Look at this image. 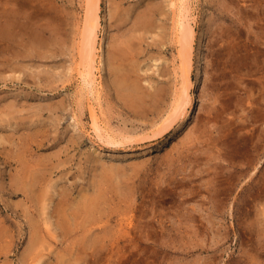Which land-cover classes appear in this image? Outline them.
I'll return each mask as SVG.
<instances>
[{
	"label": "rangeland",
	"instance_id": "1",
	"mask_svg": "<svg viewBox=\"0 0 264 264\" xmlns=\"http://www.w3.org/2000/svg\"><path fill=\"white\" fill-rule=\"evenodd\" d=\"M85 1L40 0L51 8L49 35L62 39L48 57L8 56L0 39V264L31 263L33 224L44 230L40 264H264V0H189L193 104L158 136L185 91L173 0H100L93 103L105 129L131 137L120 146L97 138L72 69ZM154 3L161 11L142 26ZM3 11L0 0V27ZM129 73L142 95L134 104L121 86ZM25 171L55 183L47 220L43 183L33 203L11 192ZM92 196L100 202L86 218ZM60 217L80 227L64 235Z\"/></svg>",
	"mask_w": 264,
	"mask_h": 264
},
{
	"label": "bare ground",
	"instance_id": "2",
	"mask_svg": "<svg viewBox=\"0 0 264 264\" xmlns=\"http://www.w3.org/2000/svg\"><path fill=\"white\" fill-rule=\"evenodd\" d=\"M36 1H38V3H35ZM188 2L189 0H173L175 7V19L173 24L175 35L174 40L178 48L177 58L179 60L180 65L178 67L180 69L178 70H180V73L182 71L181 76L184 79L185 83V91L184 94H182L184 96L182 97V99H178V101L180 100V102L177 105H174L172 110L170 109L171 112L167 114L162 121H160V127L158 126V124L157 127L159 128L157 129V131H155V133H153L152 136H158L162 134L164 131L169 129V127L172 126V123H174L176 120H178L179 118H184L187 115L186 108L191 107L193 104L192 99L188 93V88L193 89L196 85L195 82L191 81V73L193 70L195 29L193 24L191 23L192 20L190 21L191 10L188 6ZM155 7L159 8V3H154L148 10H145L142 14H140L138 22L142 26H147L151 22V20L153 19V14L156 11ZM157 11L160 12L161 9L159 8L157 9ZM100 12V0L85 1L83 25L80 31L79 41L77 44L78 56L75 57L74 60L75 63L77 61L78 62L75 64L76 67L72 69L76 70L84 84V87L88 89L86 93L88 100V110L92 120V128L97 138L107 145L120 146L128 142L131 137L129 136L130 138H128V135L126 137H124L123 135L119 136L105 129L99 122L95 105L93 103V100L98 101L100 99L99 87H97L99 86L100 82H97L98 79L96 74V72L100 70V66H98V64L100 63V60L98 61L100 57V47H98V36L101 28ZM50 14V6L40 3V0H4V21L0 27V39L3 43L5 53L8 56H11V54H25L27 56L39 55V57H48V55L52 53V51H50V46L52 45V43L55 49L56 47H61L60 44L62 39L60 40L59 38H57V35L53 38L50 36L53 31V29H50L51 21H44V17ZM54 31L56 32V34H60L59 31ZM16 47L18 48V50H16ZM56 52L57 49L55 50V53ZM113 53L117 54L116 51H114ZM113 58L114 62L115 60L118 61V59H120L119 57ZM123 77L124 78L122 80L121 86L127 89L129 102L134 104L136 103V101L138 102L139 100H142V95L139 86L135 82L129 81L130 73L127 76L125 75ZM112 170L113 168L108 172H113ZM241 171L244 170L241 169ZM110 177L111 176L109 174V176L104 179V182H109ZM41 183H43L44 186L42 188L43 194L41 197H39L41 202L39 215L43 219L47 220L51 216L50 213L53 212H51L50 209V204L52 203L51 189L55 186V183L53 184L52 179L50 177L46 178L45 176H37L36 174L33 175L25 171L24 173L18 174L16 179L13 178L11 180V183L9 184V187L11 188L12 193H14V191L21 192L26 197V200L28 202L33 203L34 197L31 194L32 188ZM19 185L23 187H19ZM100 190V187H98L97 192H99ZM99 194L101 196L103 195L102 192H99ZM99 202L100 199L98 196H92L91 198L86 199V204L83 205V215H85L86 218H92L95 214L94 209H97ZM100 211L102 212L103 210ZM97 214L99 217V214L101 213ZM59 215L62 217H66L65 213H59ZM69 216L76 217V213H72ZM45 223L48 226V223ZM65 223L66 222L64 218L60 217L59 224L61 226V231L64 235H70L71 233L75 232L74 230L76 228L80 227L79 225L75 224V229L71 228L70 230L65 225ZM30 231L32 235V240L30 241L31 246L26 254L31 259L30 264H40L41 254L37 250L35 239L37 240L39 236L41 238H44V230L43 228H39L37 230L36 225L33 224V226L30 227ZM127 233L130 234V231H128ZM48 235H52V233L49 231ZM114 240L110 243V250L111 252L113 251V253L116 247Z\"/></svg>",
	"mask_w": 264,
	"mask_h": 264
}]
</instances>
